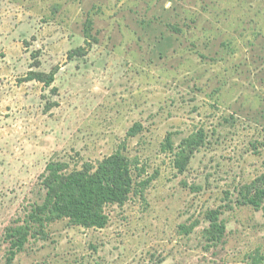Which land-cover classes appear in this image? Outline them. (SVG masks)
<instances>
[{"label":"rangeland","instance_id":"374dc122","mask_svg":"<svg viewBox=\"0 0 264 264\" xmlns=\"http://www.w3.org/2000/svg\"><path fill=\"white\" fill-rule=\"evenodd\" d=\"M117 152L135 185L105 228L60 219L11 254L49 163ZM263 175L264 0H0V264H264Z\"/></svg>","mask_w":264,"mask_h":264},{"label":"trees","instance_id":"16d2710c","mask_svg":"<svg viewBox=\"0 0 264 264\" xmlns=\"http://www.w3.org/2000/svg\"><path fill=\"white\" fill-rule=\"evenodd\" d=\"M50 86L54 74L32 73L28 79ZM132 129L129 136H134ZM190 144H186V143ZM196 141L188 139L182 145L183 161H177L180 172H184L198 148ZM258 184V186H257ZM46 198L42 205L33 209L26 227L10 228L8 238L12 247L11 254L22 250L29 237H41L46 234V226L60 219H69L75 225L85 228L103 229L109 222L106 208L110 205L123 206L130 198L135 179L133 165L121 152L112 154L96 166L85 164L81 170H69L67 163L52 161L43 176ZM251 194L248 204L261 207L264 200V175L249 188ZM210 222L218 227L219 236L226 227L219 225L216 212L211 213ZM214 241L219 237L212 235Z\"/></svg>","mask_w":264,"mask_h":264}]
</instances>
